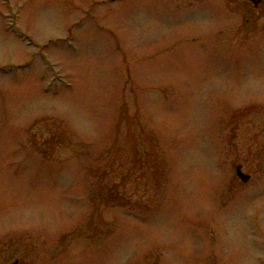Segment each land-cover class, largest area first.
<instances>
[{
    "label": "rangeland",
    "instance_id": "1",
    "mask_svg": "<svg viewBox=\"0 0 264 264\" xmlns=\"http://www.w3.org/2000/svg\"><path fill=\"white\" fill-rule=\"evenodd\" d=\"M244 7L0 0V261L264 264V17Z\"/></svg>",
    "mask_w": 264,
    "mask_h": 264
},
{
    "label": "flooded vegetation",
    "instance_id": "2",
    "mask_svg": "<svg viewBox=\"0 0 264 264\" xmlns=\"http://www.w3.org/2000/svg\"><path fill=\"white\" fill-rule=\"evenodd\" d=\"M241 7L242 5L245 6L246 14L243 15L245 17V21L248 22H254L258 18L262 19L264 17V0H240ZM239 170V168H238ZM238 175L242 177L244 175L241 171L238 172ZM243 178V177H242ZM23 260H21V257L12 259L10 258L5 259V261H0V264H23Z\"/></svg>",
    "mask_w": 264,
    "mask_h": 264
},
{
    "label": "water",
    "instance_id": "3",
    "mask_svg": "<svg viewBox=\"0 0 264 264\" xmlns=\"http://www.w3.org/2000/svg\"><path fill=\"white\" fill-rule=\"evenodd\" d=\"M242 177H243V178H245V176H244V175H242Z\"/></svg>",
    "mask_w": 264,
    "mask_h": 264
}]
</instances>
